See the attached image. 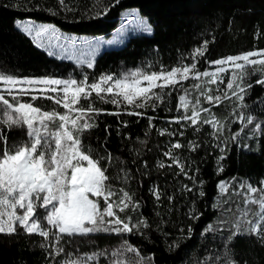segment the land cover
<instances>
[{
	"label": "trees",
	"instance_id": "trees-1",
	"mask_svg": "<svg viewBox=\"0 0 264 264\" xmlns=\"http://www.w3.org/2000/svg\"><path fill=\"white\" fill-rule=\"evenodd\" d=\"M65 2L73 11L62 10L58 0H0V73L17 78L77 80L87 75L91 83L101 75L111 74L118 78L129 70L150 73L162 67L171 70L192 63L205 70L208 61L264 50V0H120L115 6H111L114 0ZM105 8H108L106 14ZM129 9H138L151 24L153 33L132 36L124 45L105 50L91 69L49 55L17 27L18 21L31 20L54 25L67 34L102 39L118 28L122 13ZM205 42L207 51L201 55L197 49L203 48ZM258 78L264 77H260L259 72L248 77L252 87L247 90L241 112L264 125V103L261 102L264 101V86L255 83ZM184 89L191 95V89L184 83L164 89V93L171 95H165V101L159 103L155 111L151 107L153 102L147 108H134L126 102L117 107L102 102L93 93L94 107L103 112L93 114L96 126L85 130L80 137L86 148L91 147L94 156L111 154V163L102 161L107 168L106 175L111 177L112 190L117 193L111 199L117 200L123 188L139 201L134 211L131 208L115 211L125 218L130 215L133 224L140 218L151 225L147 229L141 226L132 233L109 237L90 234L87 238L102 248L127 241L139 249L144 257L143 264L149 261L150 264H205V261L213 264V257L223 256L226 251L227 237L235 231L236 221L241 220L242 229L246 227L239 217L244 208L243 196L233 193L234 184L222 195L218 185L224 181L231 184L246 181L257 186L264 180V131H258L249 139L253 128L249 125L238 132V137L242 138L235 142L231 135L220 137L228 113L223 106L213 109L221 122L217 139L208 124H204L200 132L188 130L180 139L183 144L195 140L199 145L196 151L181 149L182 158L189 167L188 174L194 176L196 182L180 174L175 165L167 167L172 162L164 152L168 150L171 137L159 135V130H174L171 120L177 115L179 97L185 94ZM155 91L160 92V89ZM22 101L61 113L65 111L47 99L25 98ZM82 103L86 105L87 101ZM129 110L143 115H127ZM112 112L120 114H108ZM149 116L155 117L151 124ZM122 122H127V127ZM4 131L9 144L27 140L25 129ZM221 156L224 159H219ZM160 161L164 162V168L158 167ZM125 171L128 179H124ZM184 185L192 187L193 191L184 190ZM153 188L162 193L161 201L153 196ZM169 196L171 203L167 199ZM100 203L103 207L102 198ZM194 215L197 218L193 219ZM42 243L41 236L28 235L22 229L15 235L0 234V264H56L47 249L40 246ZM229 246L238 264H264V245L255 237L242 234Z\"/></svg>",
	"mask_w": 264,
	"mask_h": 264
},
{
	"label": "snow or ice",
	"instance_id": "snow-or-ice-1",
	"mask_svg": "<svg viewBox=\"0 0 264 264\" xmlns=\"http://www.w3.org/2000/svg\"><path fill=\"white\" fill-rule=\"evenodd\" d=\"M103 0H98L102 3ZM120 0H114V4H119ZM62 10L73 11L68 7L65 0H58ZM108 8H105L106 14ZM51 11V10H50ZM52 14H55L54 12ZM124 26L132 31H141L148 34L153 32L151 24L144 18L132 15L131 19L126 18ZM24 31L31 34L33 31L37 37L44 34L56 35L58 29L54 25H25ZM57 39L59 37H56ZM207 51V42L201 49H197L201 55ZM55 53L49 51V55ZM256 59H253V58ZM243 62V63H241ZM84 64V60L79 61ZM210 65H219V72L225 71V65L232 67L231 75L226 84V89H218L223 95H209L211 89L200 92V96L209 104L219 106L224 99L236 98L240 108L243 104L247 90L252 87L248 82V77L259 72L260 77H264V50H250L238 55H229L215 61H208ZM92 60L87 61V67L93 68ZM253 66H259L253 67ZM196 63L191 65L172 67L166 70L163 67L159 71L142 72L133 71L127 75L114 78L111 74L101 75L98 79H93L89 83L87 75L81 80L77 79H57L52 77L44 78H17L12 74L0 73V234L15 235L20 229L28 234H38L45 239L42 248L54 245L52 251L56 255H67V259L61 264H95L98 257H107L110 264H143L144 257L139 249L124 242V244L111 251H98L73 258L67 254L62 241L64 237L87 236L97 232L105 233H132L134 229L141 226L145 229L151 225L143 219L137 218L133 224L132 217L120 216L119 212H124L131 208L134 211L139 207V201L134 199L131 192L121 188L117 200L111 198L117 193L112 190L111 177L106 175L107 168L102 161L111 163L112 156H94L91 147H85L81 140V134L96 126L93 121V114L99 115L103 109L94 107L95 101L92 94L105 103H111L120 107L121 103L133 105L134 108L148 107V101H153L151 105L153 111L159 103L165 101L164 89L175 87L181 80L188 79V74L196 69ZM211 79L207 83H216L215 73L208 71L194 72V78L201 76ZM220 79V83H223ZM255 83L264 86V78H258ZM31 86V91L28 87ZM37 86H43L37 88ZM192 87L200 89L199 84ZM155 89H160L156 92ZM15 90V91H14ZM39 91L43 99L51 100L56 105L62 107L63 113L55 109H46L33 102L22 101L18 96L31 95L32 101L39 97L33 92ZM187 95L188 90L184 89ZM229 92L231 95H229ZM5 93L11 96V101L6 98ZM46 93H56V95H46ZM62 93V95H61ZM186 95L179 97L185 113L173 121L177 125L181 121L191 122L194 131L199 132V125L212 124L219 129L221 122L215 117H202V112H211V108L201 107L200 97L197 96L191 107ZM140 101L136 103V101ZM82 101H87L83 104ZM264 103V101H261ZM190 111V114H189ZM75 113V115H73ZM109 115H119V112L108 113ZM127 115L142 116V112L129 110ZM234 115H238L242 123L241 131L248 125L253 126L252 135H257L258 131H264V125L256 123L251 115L240 113L239 109ZM149 122L155 117L149 116ZM58 121V123H57ZM127 127V122H122ZM4 128L9 131L13 128H26L27 140L19 143L9 144V139ZM107 132L108 129L106 128ZM176 136L177 133L168 129L159 130V135ZM180 136L184 133L181 131ZM239 133H234L232 139L235 141ZM143 143V142H141ZM199 145L196 141H189L183 144L179 140L169 144L168 150L164 152L172 163L179 168L180 174L187 179L196 182L194 176H189L185 164L180 155L175 150L187 148L196 151ZM223 151V149H221ZM219 159H224L221 156ZM146 166V162H145ZM159 168H164L163 161L158 163ZM223 171L222 168L219 169ZM124 179H128V174L124 172ZM218 187L222 193L228 189L227 182H221ZM241 188L246 189L243 193L244 208L242 209V221L246 226L241 228V220L235 223V231L230 233L225 244L226 251L223 256L213 257V264H238L234 258V250L229 245L233 244L235 238L242 234L255 237L257 241L264 245V180L257 186L250 183L241 184ZM184 190L192 192L193 188L188 185L183 186ZM152 194L157 201H161L162 193L157 189H152ZM200 195H203L201 192ZM96 197L97 199H91ZM103 199V207L100 200ZM169 203L172 197H167ZM249 205L256 206L255 209ZM37 208L43 209L41 215H37ZM110 218V219H107ZM193 219L197 218L195 215ZM43 221H46L47 226ZM191 231V229H189ZM66 242V241H65ZM132 253L136 259L129 261L124 255ZM150 264V261L147 262ZM207 264V261H205Z\"/></svg>",
	"mask_w": 264,
	"mask_h": 264
},
{
	"label": "rangeland",
	"instance_id": "rangeland-1",
	"mask_svg": "<svg viewBox=\"0 0 264 264\" xmlns=\"http://www.w3.org/2000/svg\"><path fill=\"white\" fill-rule=\"evenodd\" d=\"M136 15L138 17L143 18L138 9H129L126 10L122 13V16L119 20V25L118 28L108 37H103L101 38H93V37H89V36H79V35H72V34H67L64 33L62 31H60L58 28V32L56 33L55 36L51 35V34H44L42 36L37 37L35 35V32L33 31L31 34L27 33L24 31V26L25 25H34L37 28L43 25H50V24H43V23H38V22H34L31 20H26L28 22H24V21H18L17 22V27L24 32L27 36H29L31 38V40L33 41V43L39 47L40 49L46 51L49 54V51L55 53L54 55H51L53 57L62 59V60H66V61H72L78 65H83V66H87V61L88 60H92L93 63L95 64V61L97 60V58L100 56V54L102 52H104L105 50L108 49H112V48H118L122 45L125 44V42L131 38L132 36H136V35H151L145 32H141V31H132L130 28L125 27L124 26V21L126 18L131 19L132 15ZM146 19V18H144ZM147 20V19H146ZM56 37H59L58 39ZM253 59H256L255 57ZM80 60H84L85 63L84 64H80L79 61ZM243 63V62H241ZM94 67V66H93ZM225 71L223 73L219 72L218 69L220 68L219 65H210L208 67L205 68V70L201 69L200 67H196V69H194L192 72H190L188 74V79L186 80H181L180 83H184L186 85V87H188L189 89H191L190 94L191 95H186V99L190 102L189 104V108L191 107V102L194 101V99L199 96L200 100H201V107L204 108H211V112H202L201 116L202 117H215L217 120L218 118L215 116V114L213 113V109L217 108V107H221L223 106L227 113V121L224 124L221 133L219 134L220 137H227L229 135L233 136L234 133H238L241 130L242 127V123L238 118V115H234V113L237 112V110L239 109L240 113L241 112V108L239 106V104L236 101L235 97H232L230 100L224 99L220 102L219 106H215V104H209L203 96H200V92L207 89H211L212 91H210L208 94L209 95H223L222 91H218V89H226V84L228 82V79L231 75L232 72V67L230 65H225ZM133 71H138V70H129L124 72L121 76L123 75H127L130 72ZM142 71V70H139ZM199 71V72H203V71H208L210 74L215 73L217 79L216 83H207V81H209L212 77L211 75L209 77H203L201 76L198 80L194 78V72ZM144 72V71H142ZM223 79V83H220V79ZM193 84H199L200 85V89H196L194 87H192ZM28 87L29 90L31 91V86H25ZM39 87H43V86H37V88ZM156 90V89H155ZM15 91V90H14ZM33 95H37L39 98H42V95L39 93V91L33 92ZM6 98H8L11 101V96L7 95V93H5ZM46 95H56V93H46ZM62 95V93H61ZM229 95H231V93L229 92ZM182 96V95H181ZM18 99L22 100L25 98H31V95H25V96H18ZM53 102V101H52ZM140 101H136V103H139ZM153 101H148V105H150ZM133 106V105H131ZM149 107V106H148ZM147 108V107H145ZM185 113V108L182 106V102L179 99V110L177 112V115L175 118L183 115ZM190 114V111H189ZM73 115H75V113H73ZM172 119L171 122L174 123L173 121L175 120ZM254 119V118H253ZM254 121L256 123H259L256 121V119H254ZM174 130H170V131H174L177 133L176 136H172L171 137V143L175 142L183 137H185L187 135V131H194L193 127L191 126V122H185V121H181V123L179 125H177L176 123H174ZM233 125H236L235 128H232ZM204 125H199L200 127V131H202ZM249 126V125H248ZM3 126H0V128H2ZM6 129V128H4ZM3 129V130H4ZM13 129H17V130H22L26 128H13ZM208 129H210V131H212V135L214 137V139L218 138L217 135V127H214L212 124H208ZM253 130V128L251 129ZM183 131L184 135L180 136L179 133ZM199 131V132H200ZM196 132V131H194ZM252 131L250 134H248V138H252ZM239 138L242 137H237V139L235 141H237ZM234 141V140H233ZM234 141V142H235ZM223 149L224 147H220V150ZM177 155H180L182 158V150H175ZM223 152V151H221ZM172 162V161H171ZM182 162L185 164L188 172H189V167L187 166L186 162L183 160L182 158ZM179 169V168H178ZM226 182V181H224ZM246 181H234V183H228L227 185L228 187H232V185L234 184V190L233 193L234 194H241L243 196V193L246 191V189L241 188V184H246ZM220 193L223 195L224 193L221 192V189L219 188ZM91 199H94L96 197H91ZM256 207L254 205H249ZM44 212L43 209L37 208V215H41ZM239 217L242 219V213L239 215ZM110 219V218H107ZM44 225L47 226L46 221H43ZM211 226V225H209ZM23 230V229H22ZM93 234H104L107 235V237L112 236V235H117L114 233H105V232H97V233H93ZM123 234V233H122ZM38 235V234H37ZM90 235V234H89ZM88 236V235H87ZM87 236H73V237H64V241H62L65 251L67 254H70L73 258L78 257V256H83L85 254H91L93 252H98V251H108L109 253L119 247H121L124 242L120 241L119 244L117 246H111V247H106V248H102L100 246H97L93 243V241H91L89 238H87ZM43 238V237H42ZM76 239V240H75ZM66 241V242H65ZM43 243L45 242V239L43 238ZM54 247V245H48L47 247H45L47 249V251L50 253V255L52 256L53 260L56 262V264H61V262L65 259H67V255H56L53 251L52 248ZM129 261H132L131 257H134V255L130 256V253H125L124 254ZM135 258H133L134 260ZM95 264H110V260L107 257H98L97 261L95 262Z\"/></svg>",
	"mask_w": 264,
	"mask_h": 264
}]
</instances>
